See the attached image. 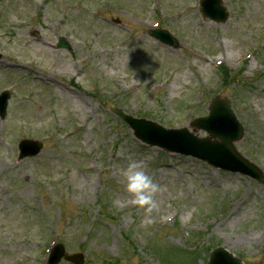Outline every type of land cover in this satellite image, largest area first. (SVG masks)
Returning <instances> with one entry per match:
<instances>
[{
	"label": "rangeland",
	"instance_id": "1",
	"mask_svg": "<svg viewBox=\"0 0 264 264\" xmlns=\"http://www.w3.org/2000/svg\"><path fill=\"white\" fill-rule=\"evenodd\" d=\"M198 2L0 0V264H44L52 241L84 264H204L217 246L264 264L263 185L146 145L112 113L201 139L191 122L222 96L242 125L235 151L264 175V0H221L225 22ZM157 25L176 48L148 35ZM22 139L40 152L18 160ZM129 160L159 185L151 223Z\"/></svg>",
	"mask_w": 264,
	"mask_h": 264
},
{
	"label": "water",
	"instance_id": "2",
	"mask_svg": "<svg viewBox=\"0 0 264 264\" xmlns=\"http://www.w3.org/2000/svg\"><path fill=\"white\" fill-rule=\"evenodd\" d=\"M218 2V1H217ZM213 9L215 12H219L220 9L222 10V16L215 15L212 17L211 15H208L212 17L213 19H216L215 21H223L226 17H223L224 10L221 8L219 2L218 4H213ZM203 14L205 11H201ZM60 47H65L64 42L60 43ZM6 98L7 96L1 95L0 96V116L3 117L5 113V107H6ZM209 117L206 119H203L200 121L202 127H206V131L210 132V136L220 137L221 141L219 143H216L215 145H218L212 149V151H199L197 150L195 152L196 155H199V157L206 159L207 161L214 163V164H220L222 168H227L234 171H239L241 173L247 174L250 177L259 180L261 177V174L259 171H257L255 168L247 164L240 156H238L233 148L231 147V142L233 140H237L241 135V128L237 123L236 118L234 117L233 113L228 107V102L221 98H216L211 106H210V112ZM123 120L125 122L131 124L135 130V134L141 138L142 140L149 141L150 143H156L159 144L156 140H150L148 137V134L144 132L147 129L152 128L153 131L156 132V136H160L162 131L160 128H157L154 125H151L146 122L141 121H130V117L124 116L120 114ZM218 120H221L222 122H218ZM217 123H220L219 126L216 125ZM222 124V125H221ZM208 143V141H205ZM204 142V143H205ZM32 148L28 150L27 152H23L21 154V157L27 156V155H35L40 150L39 144L30 143ZM57 254L56 258H52L50 264L57 263L58 260L61 257H64L66 260H70L76 264H81L82 260L80 256H71L68 257L64 255L62 252L53 251V254ZM207 264H241V262L234 258L231 254H229L227 251H225L222 248H217L213 250L210 253L209 260Z\"/></svg>",
	"mask_w": 264,
	"mask_h": 264
},
{
	"label": "clouds",
	"instance_id": "3",
	"mask_svg": "<svg viewBox=\"0 0 264 264\" xmlns=\"http://www.w3.org/2000/svg\"><path fill=\"white\" fill-rule=\"evenodd\" d=\"M124 181L131 203L145 212L144 222L151 223V211L156 206L155 194L159 185L145 171L142 161L129 160L124 169Z\"/></svg>",
	"mask_w": 264,
	"mask_h": 264
}]
</instances>
